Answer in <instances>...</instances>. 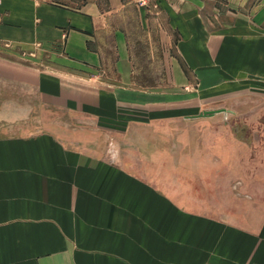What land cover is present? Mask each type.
<instances>
[{"label":"crops","instance_id":"1","mask_svg":"<svg viewBox=\"0 0 264 264\" xmlns=\"http://www.w3.org/2000/svg\"><path fill=\"white\" fill-rule=\"evenodd\" d=\"M24 92L145 152L205 127L210 164H262L264 0H0V126ZM90 160L0 132V264H264V209L219 218Z\"/></svg>","mask_w":264,"mask_h":264},{"label":"rangeland","instance_id":"2","mask_svg":"<svg viewBox=\"0 0 264 264\" xmlns=\"http://www.w3.org/2000/svg\"><path fill=\"white\" fill-rule=\"evenodd\" d=\"M23 102L25 109L32 108L29 117L0 126L1 133L53 131L67 147L91 162L105 159L128 166L180 198L183 205L210 211L219 218L231 213L232 220L240 219L233 217L235 210L264 209V152L260 154L262 164H210V131L199 128V145L194 149L190 135L181 134L174 126L162 128L166 132L159 141L163 146L145 152L137 138L98 129L92 121L64 110L45 109L34 93L24 92ZM11 107L15 108L14 104ZM255 217L259 218L249 219Z\"/></svg>","mask_w":264,"mask_h":264},{"label":"water","instance_id":"3","mask_svg":"<svg viewBox=\"0 0 264 264\" xmlns=\"http://www.w3.org/2000/svg\"><path fill=\"white\" fill-rule=\"evenodd\" d=\"M208 113H210V112L209 111L208 112L207 111L205 112V114H208Z\"/></svg>","mask_w":264,"mask_h":264}]
</instances>
